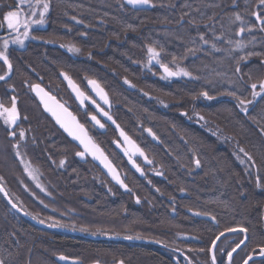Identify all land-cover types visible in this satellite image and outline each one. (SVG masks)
Wrapping results in <instances>:
<instances>
[{
    "label": "trees",
    "instance_id": "1",
    "mask_svg": "<svg viewBox=\"0 0 264 264\" xmlns=\"http://www.w3.org/2000/svg\"><path fill=\"white\" fill-rule=\"evenodd\" d=\"M16 3L0 0V40L12 36L4 29L3 18ZM47 3L43 26L29 30L25 46L7 47L10 72L0 60V76L5 77L0 80V104L10 107L15 98L21 122L14 131H24L22 153L39 169L48 194L26 180L11 149L19 136L14 133L10 138L1 118L0 184L24 212L82 234L34 226L14 212L0 192V264H57L54 256L60 254L82 264H170L147 246L99 241L89 235L147 237L177 245L181 240L171 232H189L198 239L192 246L201 249H194L193 257L206 262L209 245L220 231L244 227L250 235L248 245L253 246V238L264 232V126L254 117L264 109V92L258 86L264 81V24L254 15L264 16L259 0H149L150 8L140 10L123 0ZM148 48L167 67L197 69L208 81H224L238 90L211 91L203 84L207 79L191 76L167 80L151 65ZM62 73L89 94L88 81L98 82L108 95L116 123L161 168L165 180L147 173L141 178L127 165L114 150L115 130L107 125L101 132L90 123L92 110H80ZM37 84L78 115L124 176L128 192L90 158L77 157L78 147L52 123L32 94ZM252 84H257L255 90ZM253 91L260 95L254 97ZM145 131L153 132L159 144L150 142ZM237 151L245 156L244 163L236 159ZM189 175L198 182L218 177L224 187L232 185L234 207L216 219L219 227L170 217L165 197L173 195L166 190H185ZM153 185L164 198L151 193ZM202 194L205 209L213 213L215 204L206 202L212 196Z\"/></svg>",
    "mask_w": 264,
    "mask_h": 264
},
{
    "label": "flooded vegetation",
    "instance_id": "2",
    "mask_svg": "<svg viewBox=\"0 0 264 264\" xmlns=\"http://www.w3.org/2000/svg\"><path fill=\"white\" fill-rule=\"evenodd\" d=\"M38 27H41V26H38ZM38 27H36V28H38ZM30 29H32V28L29 27V30ZM24 43L26 44V42H24ZM25 44H24V46H25ZM150 62H151V65H153V66H155L156 68L159 69L161 75L165 79H167V80H175V79L178 78L177 77L178 75H176V78H170V77L168 78L161 71V67L160 66H162L163 64L159 63L158 61H156L154 59H151ZM168 68L172 72H175L171 67H168ZM63 79H64V82H65V75H63ZM74 84H75V82H74ZM66 85H67V83H66ZM40 87H42L47 93L51 94L45 87H43L41 85H40ZM76 87L79 89V87L77 85H76ZM67 88H68V86H67ZM100 88H101V86H100ZM88 89H89L90 94L88 92H85V91L83 92L80 89L79 90L81 92H83L88 98H90L91 101L95 102L101 110H105V111H107L108 113H110L112 115V113L109 111L110 102H109L107 93L103 90L104 93L107 96V102H108V107H105L96 98V96H95L94 92L92 91V88H91L89 83H88ZM69 92H70V90H69ZM32 94H33V92H32ZM51 95L56 97L54 94H51ZM71 95H72L73 101L79 106L80 110L85 111L86 108H90L92 110V114L88 115V118H89V121H90L91 124H93V122L91 120V117L95 116L98 119V121L100 122V124L103 125V129H100L97 125L93 124V126L96 129H98L99 131L103 132L105 130V128L107 127V125H110L109 123H106L104 121V119L102 118V115L99 112L97 107H94L91 103L87 102L86 100L83 102L84 103L83 106H81L79 103H77V101L73 97L72 93H71ZM62 103H64V102H62ZM88 106H90V107H88ZM67 108H69V107L67 106ZM69 110L71 111L70 108H69ZM73 114L78 117L77 114H75V113H73ZM19 119H20V117H19ZM78 120H79V117H78ZM20 122H21V120H20ZM79 122H80V120H79ZM80 124H81V122H80ZM117 124L119 125V123H117ZM110 126L115 130V134L117 135L116 139L113 141L114 150L116 151V153L118 155H120V156H122L124 158V160L127 162V165H129L128 158H132L134 160L135 164L139 168H142V173H141V175H139L132 168V166L129 165V167L138 176H140L141 178L142 177L144 178L145 177L144 174L147 173V175H149V177L158 178V179H161V180H165L166 179L165 175L163 174V172L161 170V168H158V167L154 166L153 162H151V160L149 159L148 155L145 153L143 148L141 146H139V144L136 143V141L133 138H131L127 133H125V131L121 128L120 125H119V127L123 131V133H125L133 141V143L136 144V146L139 148V150L142 151L146 161L144 160L143 156L140 157L136 153V151L134 150L133 147L127 146L126 144H124L123 140H122L121 133H119V131L117 129H115L112 125H110ZM84 128H85V126H84ZM85 129H87V128H85ZM87 131H88V129H87ZM145 132H146V136H147V138L149 139L150 142H152V143H154L156 145L159 144L158 138L154 135L153 132H151V131H145ZM88 133H89V131H88ZM89 135H90V133H89ZM152 137L156 138L155 142L152 140ZM118 144H121L125 148L128 158L121 153L120 149L118 148ZM96 145H98V144H96ZM102 151H103V149H102ZM87 158H89V157L88 156L85 157V159H87ZM107 158H108V156H107ZM108 160L112 164L110 158H108ZM114 167H115L119 177L125 183L124 176H122L121 172H119V170L117 169L116 166H114ZM194 168H196L195 170H198L199 166H197V164H196V165H194ZM183 172H184V170H183ZM181 176L183 178L182 174H181ZM189 176H190V181L188 182V187L185 190H178V191L170 190V189L166 190L167 194L173 195V196L165 197V201H166L165 204H167L168 206L171 207L170 209H168L170 217L175 218V219L179 218V219H182V220H185L186 218H188L190 220L192 219L193 221L199 220V221L207 222L205 219H201V218L195 217L192 214L199 213L201 215H206V216L209 215L215 220V223H212L210 221H208V222L210 224L214 225L215 227H219L216 219L219 216L228 213L234 207V201H235V198H234L235 194L234 193L235 192H233L232 185L230 186L228 184V187H224V185H222L224 183L223 182L221 183V179H219L218 177L216 179L214 178L212 181L206 180L204 182H202V181L198 182L197 180H193L191 175H189ZM262 178L264 179V174L262 175ZM147 182H148V179H147ZM125 186L127 187L126 183H125ZM120 189H122V188H120ZM122 190L125 191V192H128L129 191V187H127L125 190L124 189H122ZM261 191H263V193H264V187L261 189ZM151 193L152 194H157L161 198H164V196H163L164 193L162 191L158 190L157 187H155L154 185L151 187ZM202 193H207V194H210L212 196V199L211 200H207L206 202H213V204H215L214 205L215 209H214L213 213L210 212V210H206L205 209V204L203 202V198H202L203 194ZM136 201H137L136 204H140L141 203L139 198H137ZM182 205H185V206L183 207ZM46 223H48V222H46ZM262 226H264V225L262 224ZM54 227H57V228L60 227V228H64V229H68V230L70 229L72 231H76V230H73L71 228H66V227H63V226H60V225L54 226ZM236 228L240 229V228H244V227H236ZM236 228H230V229H236ZM244 229H246V228H244ZM50 231H53V230H50ZM224 231H226V230H224ZM55 232H57V231H55ZM76 232H78V231H76ZM199 232L203 233L204 229L200 230ZM221 232H223V231H220L219 233H221ZM71 235H73V234H71ZM170 235L173 238H179L181 240V241H179L180 243L175 245V243L174 244L168 243V242L165 243V242H163L161 240H157V239L154 240V239H150V238H147V237H144V238H142V237H134V238L143 239V240L146 239V240L152 241V242L156 241V242L159 243V245H156V244L154 245V244H151V243H145V244L144 243H136V242H134V243L142 245L143 247H145V246L149 247V250H151V252H153V254H158L161 259L166 260V261L168 260L169 261L168 263H170V264H175L174 260H178L180 264H213L212 263V259L210 258V245L211 244L209 245V251H208L209 262H206V261H204V260L202 261V260H200L198 258L196 259L192 255V253H194V249H196L197 252L201 250L199 247H195L194 248L192 246V243H197L198 242V239L196 237H194V235H192L189 232L188 233L182 232L180 230L173 231V232H171ZM246 235H247L246 242L232 256L231 264H242L250 256H253V259L250 262H248L247 264H264V255L260 254V250L262 248H264V232L262 234V237L261 236H259V237L255 236L256 238L255 237L253 238L254 239V241L252 243L253 246L248 245L249 241H250L249 240L250 235L248 234L247 231H246ZM118 237H121V236H118ZM125 237H127V236H125ZM94 239L99 240V241H102V240L109 241V240H106V239H97V238H94ZM243 239H244V235L242 233L235 234V235H230V237H226V238L221 239L219 241V243L217 245V248H216V251H215V257H216L217 264H227V259H228L227 256H228V254L231 252L232 249H234L237 246V244H240V242ZM117 242L129 243V242H126V241H117ZM134 243H130V244H134ZM60 255H63V254H60ZM60 255H55L54 256V260H55V262L57 264H61V263H59L56 260V258L58 256H60ZM71 259L77 261L78 264H82L81 261L78 260V259H75V258H71ZM119 262H121V261H116V262H113V263H110V264H117ZM92 263H98V262H92ZM121 263H123V262H121ZM99 264H101V263H99ZM103 264H105V263H103ZM123 264H126V263H123Z\"/></svg>",
    "mask_w": 264,
    "mask_h": 264
},
{
    "label": "snow or ice",
    "instance_id": "3",
    "mask_svg": "<svg viewBox=\"0 0 264 264\" xmlns=\"http://www.w3.org/2000/svg\"><path fill=\"white\" fill-rule=\"evenodd\" d=\"M41 2V0H37V3L39 4ZM149 2V0H128V3L130 4H147ZM259 3L261 6H264V0H259ZM18 7H22V4L19 5ZM49 10V4L47 3V0H44L43 4H42V11L39 12V16L40 19L39 20H34L32 21V23L35 24H43L44 23V17H45V13ZM34 13V10H33ZM254 15L256 16V20L258 22H260L261 24H264V16H262L261 14L258 13H254ZM237 20L240 19V17L237 15L236 17ZM4 21L7 22V27L9 29L15 30L18 29L20 27L21 24V13L20 11H8L5 13L4 15ZM3 25L0 24V27H2ZM24 27L27 29L28 24L25 23ZM264 30V29H261ZM241 31H243V29H241ZM25 36L28 35V32L25 31L24 33ZM35 38V37H33ZM201 39H203V37H201ZM21 44L23 43V41H19ZM5 47H7V42H5ZM71 51H78L77 49H70ZM148 52L150 54V59H156L158 57V53L152 49V48H148ZM0 60H3L4 64L7 65L9 72L12 69V65L8 59V57L3 53L0 52ZM164 72L168 75V76H174V75H179L182 74L183 75H189L188 72H185L183 70H181L180 72H172L169 70V68L166 65H162ZM237 71H239V69H237ZM5 75H7V73H5ZM62 75H65L62 73ZM5 77L4 76H0V80H3ZM65 79L68 80L69 85L73 88V90L77 93L78 97H81L83 99H87V97L84 95L83 92H81L76 85L73 83V81L67 76L65 75ZM88 83L93 87V89L97 92L98 95L101 96L102 99L105 100V102H107V96L106 94L103 92V89L100 88L99 84L94 81V80H89ZM125 83H127V81H125ZM259 89L261 92H264V81H261L259 83ZM251 87L255 90L257 88V84H252ZM33 90L37 92L38 95L41 96V101L44 103L45 109L49 112L52 113V115L55 117L56 122L58 124H60V126L62 128H64V130L70 135L72 136L74 139L78 140L80 142V144L83 146L84 148V152L86 153H90L94 156V158L100 159L101 163H103L105 165L106 168L109 169L110 174L112 175V178L114 180H116L117 183H120L121 186L123 187V182L120 180V177L118 175V173L116 172V170L111 166V164L107 161V158L104 157L103 152L100 150V148L92 142V140L88 137L87 132L84 130L83 126L80 125L79 123L76 122V118L74 116H72V114L70 112L67 111V109H65L63 107V105L57 104L54 97L49 96L46 92H44L43 89H41L39 87V85H34L33 86ZM204 95H207V93H204ZM260 95V93L253 91V96H257ZM45 97H47V99H45ZM51 101L52 104L50 105L48 102ZM245 101L244 100H240V104H244ZM0 116H6V123L11 124V123H15L16 119H17V110H16V101L15 98H13L12 100V107L11 108H5L2 104H0ZM104 115H107V113H104ZM92 120L96 121V123L99 124V121L96 120L95 116L91 117ZM108 119H111V117L109 116ZM101 127H103V125H101ZM21 138L23 137L24 133L22 132L21 134ZM121 135L124 136V133L121 132ZM124 139L126 141H128L129 144H132L131 141L128 140L127 136H124ZM133 148H135V145H132ZM136 151H139L138 148L135 149ZM241 151H243V149H241ZM141 155H143V153H140ZM77 155L79 156H83L84 153L78 152ZM245 155H247V153H245ZM249 160H251L252 158L249 156L248 157ZM243 163V161H241ZM63 161H61V165H63ZM197 166H199V161H196ZM135 166V165H134ZM255 166V165H253ZM140 169L137 168V171H139ZM25 171H27L29 173L30 176L33 177V179H35V176L33 175V172L29 170V166L27 164H25ZM39 187V185H37ZM258 186H259V181H258ZM13 207H15V205H13ZM53 226H57V225H53ZM62 226V225H60ZM229 231H234V229H229ZM241 232H246L247 230L244 228L240 229ZM221 235H223V233H221ZM219 239V237L217 238ZM213 243L215 244V241H213ZM241 244L244 243V241L240 242ZM237 248L240 247V244H237L236 246ZM236 249H233V252ZM260 254L264 255V248H262L260 250ZM229 257H231L232 253L230 252ZM59 259L61 260H65L67 259L64 256L59 257ZM213 264H215V258H213ZM245 264H247V261L245 262Z\"/></svg>",
    "mask_w": 264,
    "mask_h": 264
},
{
    "label": "water",
    "instance_id": "4",
    "mask_svg": "<svg viewBox=\"0 0 264 264\" xmlns=\"http://www.w3.org/2000/svg\"><path fill=\"white\" fill-rule=\"evenodd\" d=\"M124 2H125V4L126 5H128L130 8H132V9H145V7L146 8H150V5L149 4H139V3H137V4H130V3H128V0H123ZM161 67V71L169 78H176V75H174V76H168L165 72H164V69H163V67L162 66H160ZM170 70V69H169ZM171 71V70H170ZM65 82L67 83V86H68V89L70 90V92L73 94V97L76 99V101H77V103H79L81 106H83V102L86 100L87 102H89V103H91L94 107H97L98 108V110H99V112L101 113V115H102V118L104 119V121L106 122V123H109L110 125H112L115 129H117L118 131H119V133H121V132H123L121 129H120V127H119V125L115 122V120H114V118H113V116L110 114V113H108L107 111H105V110H101L99 107H98V105L95 103V102H93V101H91V99L90 98H88L85 94V96L87 97V99H83V98H81V97H78L77 96V93L73 90V88L69 85V83H68V80H66L65 79ZM74 83V82H73ZM38 85V84H37ZM91 86V85H90ZM39 87H40V85H39ZM41 89H43L42 87H40ZM91 88H92V91L94 92V94H95V96H96V98L99 100V102H101V104L102 105H104L105 107H108V102H105V100L104 99H102L101 98V96L100 95H98L97 94V92L93 89V87L91 86ZM44 90V89H43ZM32 92H33V94L34 95H36L37 96V98H38V100H39V103H40V105L42 106V108H43V110H44V112L47 114V115H49L50 116V118H51V120H52V122H54V124H55V126H57L59 129H60V131L64 134V135H66L70 140H71V142L75 145V146H77L78 148H79V152H81V153H84V155L83 156H79V155H77V157H79L81 160H84L85 159V157H89L97 166H100L102 169H103V171L105 172V174H106V176L107 177H110V179L112 180V182L116 185V186H118V187H120V188H122V189H126L127 187L125 186V183L123 182V180L120 178V180L123 182V187L121 186V184L120 183H117L116 182V180H114L113 178H112V175L110 174V172H109V169L108 168H106L105 167V165L103 164V163H101V160L100 159H97V158H94V156L92 155V154H90V153H86V152H84V148H83V146L80 144V142L78 141V140H76V139H74L72 136H70L65 130H64V128H62L61 126H60V124H58L57 122H56V119H55V117L52 115V113L51 112H49V111H47L46 109H45V106H44V103L41 101V96L40 95H38L37 94V92L36 91H34L33 89H32ZM44 92H46L45 90H44ZM104 92V91H103ZM47 93V92H46ZM49 96H51V97H54L53 95H51V94H49V93H47ZM45 99H47V97H45ZM54 99H55V101H56V103L57 104H60V105H63V107L65 108V109H67V111L68 112H70L71 114H72V116H74L75 118H76V122L77 123H79L80 124V122H79V120H78V117L76 116V115H74L70 110H69V108H67V106L64 104V103H62L61 101H59L56 97H54ZM50 105L52 104V102L51 101H49L48 102ZM104 113H107V115H104ZM111 117V119H108V117ZM92 120V119H91ZM96 120H98L97 118H96ZM92 122H93V124H95V125H97L100 129H103V127H101V125L102 124H100V122H99V124L98 123H96V121H94V120H92ZM13 125H19L20 124V119H19V117H17V119H16V121H15V123H12ZM80 125H82V124H80ZM83 126V125H82ZM83 128H84V126H83ZM84 130L87 132V135H88V137L92 140V142L93 143H95L94 142V140H93V138H92V136L91 135H89V133H88V131H87V129H85L84 128ZM151 134V133H150ZM13 136V134L11 133V135H10V138ZM122 136V135H121ZM124 136H127L125 133H124ZM124 136H122V140H123V143L124 144H126L127 146H131L132 147V145L134 144L135 145V148H134V150L136 149V148H138L137 146H136V144L135 143H133V141L128 137V140L129 141H131L132 142V144H129L128 143V141H126L125 139H124ZM152 140L155 142L156 141V138L155 137H152ZM96 144V143H95ZM99 148H100V146L99 145H97ZM118 148L120 149V151H121V153L123 154V155H125L127 158H128V156H127V154H126V150H125V148L121 145V144H118ZM139 149V148H138ZM100 150L102 151V149L100 148ZM136 151V150H135ZM103 152V151H102ZM142 151L141 150H139V151H136V153L141 157V156H143L144 157V154L143 155H141L140 153H141ZM103 155H104V157H106L107 158V156L104 154V152H103ZM144 160L146 161V159H145V157H144ZM107 161L110 163V161L108 160V158H107ZM128 162H129V165H131L132 166V168L139 174V175H141V173H142V168H139L136 164H135V162H134V160L132 159V158H128ZM111 164V163H110ZM135 165V166H134ZM111 166L115 169V167L111 164ZM137 168H139L140 170L139 171H137ZM116 170V169H115ZM117 172V171H116ZM0 192H1V194H2V196L4 197V199H5V201H6V203H8V205L11 207V209L14 211V212H16V213H18L22 218H24L25 220H27V221H29L30 223H32L34 226H36V227H39V228H41V229H44V230H53V231H59V232H63V233H65V234H73V235H80V234H82L81 232L79 233V232H76V231H72V230H68V229H64V228H60V227H54V226H52L51 224H49V223H46V222H43V221H41V220H39V219H37V218H34L33 216H31L28 212H24L19 206H18V204H16V202H13L12 201V199L10 198V196L8 195V193L5 191V189H4V187H2L1 186V184H0ZM13 205H15V207H13ZM193 216H195V217H198V218H201V219H205L207 222L208 221H210V222H212V223H215V220L211 217V216H209V215H201V214H199V213H197V214H192ZM241 229V228H240ZM240 229L239 228H236V229H234V231H229V230H226V231H223V232H221V233H223V235H221V233H219V235H217V237L214 239V241H215V244L212 242L211 243V245H210V258L212 259V263H213V258H215V264H217V262H216V257H215V251H216V248H217V245H218V243H219V241L221 240V239H223V238H226V237H230V235H235V234H240V233H242L243 235H244V239L242 240V241H244V243L246 242V240H247V235H246V232H241L240 231ZM89 237L91 238V237H94V238H97V239H106V240H109V241H126V242H129V243H134V242H136V243H151V244H156V245H159V243L158 242H152V241H148V240H146V239H138V238H131V237H125V236H123V237H118V236H114V235H112V236H109V235H101V236H93V235H89ZM219 237V239H217ZM243 243V244H244ZM243 244H241L240 243V247L239 248H237V247H235L234 249H236L234 252H233V249L231 250V253H232V255H231V257H229V255L227 256L228 257V259H227V264H231V259H232V256L243 246ZM61 257V256H60ZM253 259V256H250V257H248L247 259H246V261H247V263L248 262H250L251 260ZM56 260L59 262V263H61V264H78V262L77 261H75V260H67V259H65V260H61V259H59V256L56 258ZM245 261V262H246ZM174 262H175V264H180L179 263V261L178 260H174ZM245 262L244 263H242V264H245ZM92 264H99V263H92ZM117 264H123V263H121V262H119V263H117Z\"/></svg>",
    "mask_w": 264,
    "mask_h": 264
},
{
    "label": "rangeland",
    "instance_id": "5",
    "mask_svg": "<svg viewBox=\"0 0 264 264\" xmlns=\"http://www.w3.org/2000/svg\"><path fill=\"white\" fill-rule=\"evenodd\" d=\"M16 2H17L16 6L9 9L8 11H10V10L11 11H20V13H21V24H20V27L18 29L12 30V29H9L7 27V22L5 21L4 29L8 32H13V33H11L12 36H9L7 38L5 36H2L3 40H0V52H3L6 56H7L6 50H7V47L9 45H16L17 47L18 46L19 47L24 46V44H25L24 42H27V40L29 38V33H30L29 27L30 28H36V27L42 26L44 24V23L43 24L32 23V21L40 19L39 12L42 11V4H43L44 0H41V2L39 4L37 3V0H16ZM21 4H22V7H18ZM33 10H34V13H33ZM47 12L45 13V16H46ZM3 20H4V18H3ZM44 22H45V19H44ZM25 23L28 24L27 29L24 27ZM25 31L28 32L27 36L24 35ZM19 41H23V43L21 44ZM5 42H7V47H5ZM71 49H74V48H71ZM71 53L76 57H80L79 51H71ZM154 60L157 61L158 57ZM174 68H173V70L175 72H180L181 70L185 71L183 68H180V67L179 68L174 67ZM185 72H188V71H185ZM188 73H189V75H183L181 72V74H179L178 76H183V77H188V78H190V76H191V77L195 78L196 80L207 79V77L203 75L202 71L197 70V69H191V71ZM208 80L209 79H207L206 81H203V84L210 87L211 91L215 90V91H221L223 93V92H226L227 90H230V92L232 91V93H234V91L238 90L237 85L226 84V83H224V81L219 82V80L216 81L214 79H210V81H208ZM11 107H12V105L10 107H5V108H11ZM262 109L260 111H257L254 114V117H256L257 120L260 123H262L264 126V109L263 110ZM16 110H17V106H16ZM0 111H2V110H0ZM17 117H18V111H17ZM0 118H1L4 126L6 128H8L12 134L16 133L19 136V139L15 140L13 142L11 149H13L14 156L20 162V165L22 167V170L24 171L26 180H28L34 186V188L37 189V191H40L42 194H45V195L48 194L44 184L42 183L41 173H40L39 169H37L35 166H32L30 164L29 160L25 157L24 153H22L21 143H22V139H24L23 138L24 136L21 138L20 134L22 132L24 133V131L18 130L15 132L14 130H16V129L14 128V126H16V125H13L12 123L11 124L6 123V116H0ZM78 151H79V148H78ZM235 157L240 162L243 161V163H244L245 156L241 155V153L239 151L235 152ZM25 164H27L29 166V170L33 172L35 179H33V177L30 176L27 171H25ZM37 185H39V187Z\"/></svg>",
    "mask_w": 264,
    "mask_h": 264
},
{
    "label": "bare ground",
    "instance_id": "6",
    "mask_svg": "<svg viewBox=\"0 0 264 264\" xmlns=\"http://www.w3.org/2000/svg\"><path fill=\"white\" fill-rule=\"evenodd\" d=\"M36 96V95H35ZM37 97V96H36ZM38 99V98H37ZM38 103H39V100H38ZM39 105H40V103H39ZM41 108H42V106H41ZM42 110H43V108H42ZM44 111V110H43ZM45 113V112H44ZM46 114V113H45ZM47 115V114H46ZM49 116V115H48ZM49 118H50V116H49ZM50 120H51V118H50ZM52 121V120H51ZM53 124H54V122H52ZM55 125V124H54ZM60 256H64V255H60ZM59 256V257H60ZM64 257H66V256H64ZM67 258V257H66ZM71 259V258H70ZM69 258H67V260H70ZM71 260H73V259H71Z\"/></svg>",
    "mask_w": 264,
    "mask_h": 264
}]
</instances>
